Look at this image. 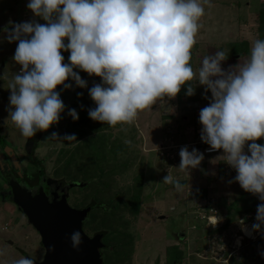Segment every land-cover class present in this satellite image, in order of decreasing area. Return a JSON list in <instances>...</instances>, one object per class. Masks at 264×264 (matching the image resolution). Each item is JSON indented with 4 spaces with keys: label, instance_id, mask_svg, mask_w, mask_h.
<instances>
[{
    "label": "rangeland",
    "instance_id": "obj_1",
    "mask_svg": "<svg viewBox=\"0 0 264 264\" xmlns=\"http://www.w3.org/2000/svg\"><path fill=\"white\" fill-rule=\"evenodd\" d=\"M263 2L209 0L211 7L204 5L205 15L199 20L201 27L192 49L193 69H199L206 55L220 50L229 53L228 59L222 63L225 71L239 62L243 64L250 56L253 42L264 40V23L259 19ZM28 3L29 0H0V66L5 64L0 74V135L7 144L18 149L22 148L26 138L9 119L10 110H14L10 106L9 86L12 76L21 72V66L13 59L18 41L9 43V35L15 24L46 23L34 16L27 7ZM243 41L246 45L242 44ZM233 44L238 46L235 55L231 52ZM62 55L66 63H70V52H62ZM74 71L86 81L87 86L78 87L71 78L65 82L71 85L61 96L65 110L59 123L44 131L36 154L46 159L44 168L50 177H64L68 182L95 180L84 189L72 190L69 201L72 205L83 206L90 196L99 192L102 201L106 200L107 205L113 201L117 207L116 211L111 207L109 214L101 213V217L98 211L95 212L94 219L90 218L84 231L94 230L101 223L112 232L129 234L132 243L126 246L130 253L124 264H168L172 253L169 249L174 247H179L185 255L181 264H231L226 261L232 253L236 261L233 264H264V232L261 237L246 239L244 244L237 246L235 236H219L220 231L210 226L208 216L214 212L216 216L223 215L228 205L238 204L235 201L240 194V199L246 200L243 208H251L247 209L250 213H257V207L262 203L257 195L244 191L235 181L237 172L223 162V150H215L217 153L205 156L203 152L212 151H208L211 150L208 144H203L198 150L204 157L201 164L189 172L179 169L180 150L187 147L190 152L189 145L201 140L200 111L210 104L211 92H205L204 86L196 82L193 85L195 94L189 96L188 86H182L176 97H164L152 108L140 112L133 124L112 127L93 121L88 115L89 110L96 107L92 108L87 100L89 90L94 84H102L101 78L90 76L79 68H74ZM60 87L66 88L64 85ZM71 109H75L78 117H85V122L71 125ZM81 129L84 130L83 135L78 136L76 131ZM53 133L57 134L56 139H50ZM69 135H74L76 141L64 139ZM256 143L264 145V138ZM244 151L250 155L247 144ZM99 165L113 171V176H99ZM168 174L184 186L182 191L172 184L162 183ZM138 187L140 193L136 192ZM136 194L139 196V209L134 214V210L125 209L122 205ZM205 204L209 207L202 209ZM212 214L210 218L214 217ZM226 232L224 230L221 234ZM6 241L12 242L13 246ZM38 242L37 233L24 224L22 217L13 216L10 207L0 205V264H15L23 258L16 248L40 260L42 251ZM231 246L235 247L234 250ZM226 251L228 255H225ZM196 255L205 260L198 263L194 259Z\"/></svg>",
    "mask_w": 264,
    "mask_h": 264
},
{
    "label": "clouds",
    "instance_id": "obj_2",
    "mask_svg": "<svg viewBox=\"0 0 264 264\" xmlns=\"http://www.w3.org/2000/svg\"><path fill=\"white\" fill-rule=\"evenodd\" d=\"M205 4L211 7L209 0H29L28 9L46 23L15 24L9 35V43L18 41L13 59L21 66L9 86L14 109L9 119L25 138L58 124L65 105L57 87L70 88L65 84L70 78L78 87L87 86L74 68L101 78L102 84L89 90L96 107L88 115L112 127L133 124L140 112L164 97H176L182 86H188L187 95H194L193 85L198 82L212 96L200 111L201 140L212 151L203 153L222 149L223 162L237 172L235 181L259 197L262 203L252 230L257 231L253 237L260 236L264 232V145L256 141L264 138V40L256 39L249 58L227 71L222 68L227 50L206 55L194 70L192 49ZM65 51L70 52V63L64 62ZM69 115L79 119L75 109ZM64 139L76 141L74 135ZM246 144L250 155L244 151ZM180 158L179 169L189 172L204 157L185 147ZM162 183L178 191L184 187L170 174ZM219 222L215 216L211 225ZM71 240L79 246L80 232H74ZM15 264L35 262L21 258Z\"/></svg>",
    "mask_w": 264,
    "mask_h": 264
},
{
    "label": "water",
    "instance_id": "obj_3",
    "mask_svg": "<svg viewBox=\"0 0 264 264\" xmlns=\"http://www.w3.org/2000/svg\"><path fill=\"white\" fill-rule=\"evenodd\" d=\"M3 68L4 64L0 66V74ZM4 150L9 154L10 164L2 157ZM84 186L85 183L80 182L53 180L44 167L34 162L20 163L12 149L1 140L0 205L15 206L26 218L27 226L37 233L39 247L44 250L41 260L27 253L23 258L35 264H104L102 251L112 248L102 243L101 236H89L84 232L89 210L76 209L68 203L70 191ZM74 232H80L82 237V243L76 247L71 240Z\"/></svg>",
    "mask_w": 264,
    "mask_h": 264
},
{
    "label": "trees",
    "instance_id": "obj_4",
    "mask_svg": "<svg viewBox=\"0 0 264 264\" xmlns=\"http://www.w3.org/2000/svg\"><path fill=\"white\" fill-rule=\"evenodd\" d=\"M264 4V3H263ZM264 6H260V14H259V19H261L260 23H264ZM260 29V27H259ZM244 43H242L243 45H246V41H243ZM242 46V45H241ZM243 48V47H242ZM241 48V49H242ZM237 50H238V46L236 44H233L232 45V50L231 52L235 55L237 54ZM67 52V51H65ZM64 62L66 63V61L64 60ZM59 88L56 89V91L59 93L60 95V98L61 96L66 92V89L67 88H64V87H60L58 86ZM63 98H61L62 100ZM87 100L89 101L90 103V106H92V108H94L96 106V104L94 103V101L91 99L90 95L88 96ZM183 100V99H182ZM80 122V123H84L85 122V117H82V116H79V119L78 120H73L71 122H69L71 125L73 124H77V122ZM79 135H83L82 133L84 132L83 129L81 130H77L76 131ZM44 137V131H38L36 133V135L32 138H26L25 139V143L27 145H33L34 147L37 146L38 143L41 142V140L43 139ZM193 144V145H192ZM191 145H189V150L190 152L195 149V150H199L200 147L204 145H207L206 143H204L203 141H201L200 139H198L196 142L192 143ZM185 148V147H183ZM187 148V147H186ZM113 152V150H112ZM199 152V151H198ZM204 154V153H203ZM205 156H210V154H204ZM34 159L37 161V163H39L42 167H45L46 165V159H44L43 157H39L38 154H34ZM105 158L102 159V161L104 160ZM99 169H100V173H99V176L101 175V177H103L104 175H108L107 177H110V176H113V171H111L110 169H107V167H105L106 169H103V167H101V165L98 166ZM125 169L126 166H123ZM99 176H97L96 178H98ZM58 180H65V178H61V179H58ZM101 180V179H100ZM73 182H80V183H85V186L80 188V189H77V190H81V189H84L87 185H89L90 183H93L95 182V180L91 179L89 181H83V180H74ZM140 191V188L138 187L137 191L138 193ZM70 193L72 194V191H70ZM241 197V196H240ZM240 199V198H239ZM242 200L243 197L241 198ZM240 199V200H241ZM130 201L128 202H125L122 206L125 207V209H132L134 210V214H137V210L139 209V196L136 195H133L130 199ZM241 200V201H242ZM106 200L102 201L101 200V193L97 192L95 195H93L92 197L90 196V198L88 199L87 203L85 204L86 205V209L89 210V221H90V218L91 220L94 219V213L95 212H99L98 214L100 215L101 217V213L102 214H105V213H110L111 211V207H112V210L113 211H116L117 207H114V204H113V201L111 203V205H107L106 203L108 202H105ZM105 203V204H103ZM84 206V205H83ZM83 206H77V207H83ZM247 209H251V208H247ZM247 209H244L245 212L247 211ZM101 219V218H100ZM101 221V220H100ZM95 231L94 234L96 235H102L103 237L105 236H108V241L112 244V249L109 250L107 253H106V264H124V261H125V257H127V255H129V251L126 249V246H130L131 243H132V240H131V237L129 234L127 233H119V232H112L110 231L109 229L105 228V227H102L101 226V223H98L96 225V228L93 230ZM109 233V234H107ZM116 233V234H115ZM107 241V242H108ZM113 250V251H112ZM171 250V254L170 255V259L168 260V264H174L173 262L176 261V263H180L181 259L183 258V254L178 251V247H174L172 249H169ZM20 254L23 253V251H19ZM111 253L110 257H109V254ZM113 258H115L116 262H114L115 260H113ZM234 263H236V261L234 260Z\"/></svg>",
    "mask_w": 264,
    "mask_h": 264
},
{
    "label": "flooded vegetation",
    "instance_id": "obj_5",
    "mask_svg": "<svg viewBox=\"0 0 264 264\" xmlns=\"http://www.w3.org/2000/svg\"><path fill=\"white\" fill-rule=\"evenodd\" d=\"M5 65V64H4ZM0 139L1 140H3V138L1 137V135H0ZM1 140H0V146H1ZM4 141V140H3ZM5 142V141H4ZM6 143V142H5ZM7 144V143H6ZM39 145H40V143H38L37 144V146L36 147H34L33 145H27L26 143H25V140H24V142H23V145H22V148L21 149H18V148H15V147H13V146H10L9 144H7V146H9L11 149H12V151H13V153H14V155H16L17 156V158H18V161L20 162V163H24L25 165L26 164H28V162L29 161H31V162H34V163H36L37 165H39V166H41L39 163H37V161L34 159V154L36 153V151L38 150V148H39ZM2 153V157L5 159V161L8 163V164H10V161H9V157H8V153L4 150V151H2L1 152ZM13 174L16 176V174L13 172ZM48 175V174H47ZM31 177H34V176H31ZM50 177V176H49ZM53 180L55 179V178H53V177H51ZM55 180H57V179H55ZM68 182V181H67ZM40 183V182H39ZM38 183V184H39ZM74 189H80V188H74ZM71 196H72V194L70 193V198H71ZM240 196H241V194L239 195V196H237L238 198V200H234L235 202H237L238 204H235V203H231V206H227V209H226V211H225V213H223V215L221 214V215H218V216H216V213L214 212L212 215H214V217L216 216L217 218H219V220H220V222H219V224L217 225H214L212 228L214 229V230H218V231H220L219 232V236L220 235H222V237H232V236H235V240L237 241V246H239L240 244H244V241L247 239V240H250V239H252L253 238V235H256L257 234V231H253L252 230V225L254 224V223H256V219H254V217L256 216L255 215V213H250V211H246L245 212V210H244V208H243V205H244V202L246 201V200H244V201H239V198H240ZM70 198L68 199V203H69V201H71L70 200ZM5 205V204H4ZM4 205H2V206H4ZM69 205L70 206H72V207H74V208H76V209H86L87 207H86V205H84L83 207H76V206H74V205H72L71 203H69ZM5 206H8V207H10L11 208V213H12V215L14 216V215H17V216H20V217H22L23 219H24V224H26L27 225V222H26V218L23 216V215H21L20 213H18V211H17V209L15 208V206L13 205V204H6ZM201 206V205H200ZM199 206V207H200ZM209 206L208 205H202L201 206V208L202 209H205V208H208ZM210 214V215H211ZM90 215V214H89ZM210 215L208 216L209 217V223H210V226H212L211 225V219L212 218H210ZM207 217V218H208ZM213 217V218H214ZM159 218H161V220L163 219V217H159ZM240 221H243V223H240ZM89 222V219H88V221L84 224V227H85V229L87 228V226H88V223ZM87 224V225H86ZM29 227V226H28ZM32 228V227H31ZM33 229V228H32ZM213 230V231H214ZM227 231L225 234H221L222 233V231ZM35 231V230H34ZM86 231V230H85ZM84 231V232H85ZM87 232V233H86ZM85 233L87 234V235H89V236H98V235H96V234H94L95 233V231H93V230H89V229H87V231H86ZM248 232H249V234H251V236H252V238L250 237H248ZM107 234H109V233H107ZM181 235H183V234H181ZM228 235V236H227ZM99 236H101V240H102V243L106 246V247H108V248H111L112 247V244L110 243V242H108V243H106V237L107 236H105V237H103L102 235H99ZM259 237H261V236H259ZM258 237V238H259ZM218 239V236L216 237V240ZM221 240V239H220ZM238 241L240 242V244L238 243ZM7 242V244L8 245H10L11 247L13 246L12 244V242H10L9 243V241H6ZM38 245H39V242H38ZM40 246V245H39ZM226 247H227V245H225ZM41 248V247H40ZM18 250H20V251H23V250H21V249H19V248H16V251H18ZM110 249H104L103 251H102V253H103V258H104V264H106V253L109 251ZM228 250V249H227ZM41 251H42V255H41V257H40V260L43 258V256H44V250L41 248ZM113 251V250H112ZM178 251H179V247H178ZM181 252V251H180ZM24 253H26L25 251H23V253L21 254V255H23ZM186 253V252H185ZM166 254H167V252H166ZM229 253H228V251H226L225 252V255H228ZM183 257H185V255L183 256ZM231 258V259H230ZM35 259V258H34ZM194 259L199 263V262H203L205 259L204 258H202V257H199V256H197L196 255V257H194ZM37 260V259H36ZM234 260H235V258L233 257V253H232V255H230L229 256V260L228 261H226L227 263H231V264H233L234 263ZM181 262V261H180ZM174 264H181V263H176V261H174L173 262Z\"/></svg>",
    "mask_w": 264,
    "mask_h": 264
},
{
    "label": "bare ground",
    "instance_id": "obj_6",
    "mask_svg": "<svg viewBox=\"0 0 264 264\" xmlns=\"http://www.w3.org/2000/svg\"><path fill=\"white\" fill-rule=\"evenodd\" d=\"M248 237H249V238H250V237L252 238L251 234H248Z\"/></svg>",
    "mask_w": 264,
    "mask_h": 264
},
{
    "label": "built area",
    "instance_id": "obj_7",
    "mask_svg": "<svg viewBox=\"0 0 264 264\" xmlns=\"http://www.w3.org/2000/svg\"><path fill=\"white\" fill-rule=\"evenodd\" d=\"M171 158H173V157L171 156Z\"/></svg>",
    "mask_w": 264,
    "mask_h": 264
}]
</instances>
